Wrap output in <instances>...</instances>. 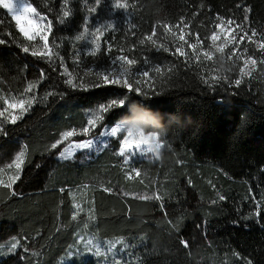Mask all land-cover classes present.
Segmentation results:
<instances>
[{
  "label": "trees",
  "instance_id": "trees-1",
  "mask_svg": "<svg viewBox=\"0 0 264 264\" xmlns=\"http://www.w3.org/2000/svg\"><path fill=\"white\" fill-rule=\"evenodd\" d=\"M26 1L48 24L51 54L0 6V106L2 98L24 101L15 123L0 116V167L24 153L19 179L0 184V239L19 241L0 264H100L80 252L63 261L76 230L121 239L123 264H264V79L255 72L212 78L189 50L221 18L264 42V0H119L128 7L97 50L89 24L117 0ZM173 30H181L185 47ZM116 56L135 60L141 76L128 82L164 115L160 158L124 166L117 137L93 158L57 159L52 145L63 132L82 131L88 112L98 108L103 117L89 135L121 118L119 108L105 113L101 105L127 88L96 75ZM129 167L136 169L131 177Z\"/></svg>",
  "mask_w": 264,
  "mask_h": 264
},
{
  "label": "rangeland",
  "instance_id": "rangeland-1",
  "mask_svg": "<svg viewBox=\"0 0 264 264\" xmlns=\"http://www.w3.org/2000/svg\"><path fill=\"white\" fill-rule=\"evenodd\" d=\"M13 3L17 9V15L20 16L19 21L15 18L12 12H10L8 9H5L7 13L11 16L12 20L15 22V25L17 29L20 31L21 28H23L25 31L29 33V35H33L36 33H40L43 35L48 34V24L45 21V19L36 13H28V12H21L20 11V5L23 4H29L26 0H13ZM2 7V6H1ZM106 11L103 19L101 21L95 20L91 21L89 24V32H90V38L88 39L90 45L93 49L100 48V44L102 42V38H104V35L107 32L112 31L114 24L116 23V19L118 18V13H121L123 9L117 8L116 4L104 5ZM3 8V7H2ZM228 21H217L215 24V27L212 31L217 33L218 38L213 41L211 39L212 33L210 34L209 39L206 42L202 41H196L194 43H190V45H196L195 49L190 47L189 50L191 53V56L194 59V62L196 64L205 69V72L209 74L210 77H218L221 76L223 78H230L236 79L244 75H248L250 73L255 72L258 76L264 79V49H261L258 47V45L261 43L259 41V37L245 36L243 41H240V36L244 34V31L240 30V28L235 27L232 24H228ZM217 25H221V28H217ZM100 29L99 32L96 30ZM228 29H231V31H228ZM181 30H173V40L175 43L179 46H184V40H180V36L182 33H180ZM21 32V31H20ZM23 34V32H21ZM36 34L35 39L39 42L38 49L41 50L44 55L48 54V47H45L44 41L41 39V35ZM24 35V34H23ZM232 35L236 36V40H232ZM25 36V35H24ZM87 36V35H86ZM248 37H251V41L248 39ZM231 41V42H229ZM88 43V44H89ZM185 47V46H184ZM223 47V52L218 51L219 48ZM249 47L252 48L255 52L251 53L249 52ZM247 49V51H245ZM207 54V55H206ZM251 56L253 60L256 61L255 64L252 63V60H249L248 57ZM121 56H116L114 59H111L109 61V64L107 68L105 69H111L113 72L116 71V69L113 68V64L119 60ZM210 57V58H209ZM247 61V63H245ZM125 63V62H121ZM125 66L127 67L128 65ZM133 68V71L129 74L131 79L138 80V78L141 76L140 68L137 66H131ZM138 68L139 71L136 72L134 69ZM243 69V72L241 71ZM104 71V72H105ZM103 72V73H104ZM104 75H109L108 71L104 73ZM109 78H113L112 76H109ZM124 77H122L123 79ZM3 105L0 106V112H3L4 117H8L9 119L15 118L17 115V112L22 108L21 102L24 101L20 100L18 98H2ZM14 106V107H13ZM98 108L93 109L92 111L88 112L87 116L90 119L94 120ZM88 120V121H89ZM119 121V120H118ZM118 121H115L114 123L103 126L98 133H95L94 135H89L90 127L91 125L89 123L86 124L84 128H88L89 131L85 133L83 130L76 132L73 130L63 132L60 135L59 143L57 144L59 153L56 155V158L59 160H65V159H71L76 153L81 154V160H84L85 158L88 159L93 158L99 151H101L103 148L107 146L108 140L105 141L103 146H100L97 148V145H101V140L95 139L96 136L105 131H110V127L115 126ZM72 132L73 135L66 136L67 133ZM79 135V136H78ZM77 136V138H76ZM123 136H119V145L115 151L116 155H118L121 158L122 165L127 166L128 162H125V157L119 155V150L121 147L120 141L122 140ZM93 139L95 140V144L91 150H84L79 149L78 145L80 142L84 140ZM143 147V146H142ZM136 151V156L129 159V162L134 160L135 158L138 159H149L151 161L156 160L157 158L146 154L143 155L139 152V150ZM23 152V149H20L17 154L14 156L12 161H10L8 164H5L0 167V180H2L5 183H12V180L14 177L17 176L19 173V170L16 169L14 161L16 160V157L19 155V153ZM72 153L73 155L71 157L68 156L69 153ZM61 153L64 154V156H61ZM68 157V158H64ZM24 160V157H23ZM11 165V167H9ZM136 174V169L130 168L126 171V176L131 177ZM73 211L74 213L81 212V205L77 202L72 203ZM75 237H74V244L71 247H67V254L66 257H64L63 261L67 258H69L74 253H85L87 255L97 257L100 259V264H123V261H125L123 258H127L125 251V244L122 242L119 238H111V239H98L91 235H89L86 231H75ZM87 241H92L93 244L99 243L103 249V251L106 253L104 257H98L95 255L94 251H88L85 244ZM117 241H120V243H116ZM109 243H116V247L113 249L112 252L107 251V246ZM10 252V244L6 240L0 239V258L4 255H7Z\"/></svg>",
  "mask_w": 264,
  "mask_h": 264
},
{
  "label": "snow or ice",
  "instance_id": "snow-or-ice-1",
  "mask_svg": "<svg viewBox=\"0 0 264 264\" xmlns=\"http://www.w3.org/2000/svg\"><path fill=\"white\" fill-rule=\"evenodd\" d=\"M97 2H99V0H97ZM0 6H2L4 9H8L10 12L13 13V15L15 16V18L17 19V21H19L20 16L17 15V9L13 3V0H0ZM117 8H121V9H126L128 7L127 4H121L119 3V0H117V4H116ZM20 11L21 12H28V13H36V9L34 7H32L30 4H21L20 5ZM93 11H95V9H93ZM64 16L67 17L68 16V12L65 11L64 12ZM245 19H247V17H245ZM221 21L223 23V18H221ZM228 24H232L233 21L229 20L227 22ZM217 28H221V25H217ZM237 28H240V25L236 26ZM21 32H23V34L29 39V40H33L35 39V35L36 34H40V33H36L33 35H29V33L27 31H25L23 28L20 29ZM97 32L100 31V29L96 30ZM228 31H231V29H228ZM41 35V39L44 41L45 43V47L48 46V39L46 35L40 34ZM153 35H155V31L153 32ZM253 35H255V32L253 31ZM245 36H247V32H244L243 35L240 36V41H243ZM80 37H78L79 39ZM218 38L217 33L213 32L212 33V37L211 39L213 41H215ZM147 40L151 41L153 44H155V40H153V36H147L146 37ZM185 37L183 35L180 36V40H184ZM232 40H236V36L232 35L231 37ZM248 39L251 41V37H248ZM144 41H141V43H143ZM231 42V41H229ZM4 43L3 40H0V44ZM190 47H192L193 49H195L196 45H190ZM259 48L264 49V42H261L258 45ZM25 52H28L29 49L27 47H25L23 49ZM167 50V49H165ZM218 51L223 52V47L219 48ZM245 51H247V49H245ZM177 53H180L181 56L185 55L184 52L181 51V48H177L176 49ZM33 55H37L36 52L32 53ZM49 55L51 54L50 52L48 53ZM92 54H95V51H93ZM207 55V54H206ZM210 58V57H209ZM249 60H252V63L255 64L256 61L252 59L251 56L248 57ZM121 62H125L126 65H128L127 67L125 66V63H121ZM245 63H247V61H245ZM136 64L135 60H130L128 59L127 56H121L119 58V60H117L114 64H113V68L116 69L115 72H113L111 69H108L106 71H108L109 75H104V73L102 72H97L96 75L97 76H102L103 80L106 84H111V85H121L127 88V95H123L121 98L118 99H112L111 103L108 105L107 108H105L103 105H101L102 110L107 113L109 111V109L111 108H119L120 109V115L121 117H125V116H129L131 117L133 115V110L130 107L131 101L133 100L131 97L132 93L136 94V101H139L141 104H143L145 106V101H142L139 99V97L141 95H144L141 92V88L140 87H135L133 88L132 84H130L128 82V79L126 77L129 76V74L133 71V68L131 66H134ZM134 71L138 72L139 69L136 68L134 69ZM155 71L157 73H160V69L157 68L155 69ZM241 71L243 72V69H241ZM144 76H148L147 72L143 73ZM109 76H112L113 78H109ZM122 77H124V79H122ZM68 83L72 84L73 87H76V84H73L71 80L68 81ZM236 85H240L241 84V80L237 79L235 81ZM14 107V106H13ZM21 107H23V102H21ZM0 116H3V112H0ZM95 119H99V120H103L102 116H96ZM16 118H13L12 122L15 123ZM88 123L90 125H94L95 121L90 119L88 121ZM0 131H2V129H0ZM85 133H87L89 131L88 128H84L83 130ZM73 135L72 132H69L66 134V136H71ZM120 135L123 136L122 140L120 141L121 147L119 150V155L125 157V162H129L130 158H133L136 156V151L135 150H139L140 153H142L143 155H146V150L143 149L142 145L136 141L135 139H130V135L131 132H128L127 134L125 133V129L124 126L122 124H118L116 123L115 126L110 127V131H105V132H101L99 133L95 139L101 140V145H97V148H99L100 146H103L105 141L108 140V138H117ZM59 143V141L56 144H53L52 147L56 148L57 144ZM95 144V140L93 139H89V140H84L82 142H80V144L78 145L79 149H84V150H91L93 148ZM73 154L70 152L68 154L69 157H71ZM61 156L63 157L64 154L61 153ZM23 157H24V153L21 152L19 153V155L16 157V160L14 161L15 167L16 169H20L22 164L24 163L23 161ZM64 158H68V157H64ZM9 167H11V165H9ZM19 179V176H16L13 178L12 183H15L16 180ZM0 184H3V181L0 180ZM10 186V185H6ZM159 198V197H157ZM144 199H150V197H144ZM221 200L224 199L223 196L220 197ZM116 243H120V241H117ZM116 243H109L107 246V251L108 252H112L113 249L116 247ZM19 245V241H16L15 243H12L10 246V250H15ZM86 248L88 249V251H94L95 255L98 257H104L106 255V253L103 251L101 245L99 243L93 244L92 241H87L85 244ZM185 246H187L186 242H185ZM126 247V245H125Z\"/></svg>",
  "mask_w": 264,
  "mask_h": 264
},
{
  "label": "clouds",
  "instance_id": "clouds-1",
  "mask_svg": "<svg viewBox=\"0 0 264 264\" xmlns=\"http://www.w3.org/2000/svg\"><path fill=\"white\" fill-rule=\"evenodd\" d=\"M130 107L133 115L121 117L117 123L124 126L126 134L131 132L129 138L138 141L147 154L159 159L164 147L160 138L165 131L164 115L136 100L131 101Z\"/></svg>",
  "mask_w": 264,
  "mask_h": 264
}]
</instances>
